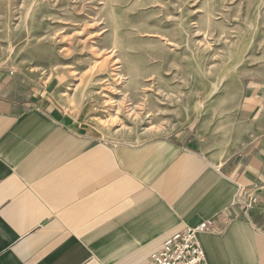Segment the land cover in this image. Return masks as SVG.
<instances>
[{"label": "crops", "instance_id": "1", "mask_svg": "<svg viewBox=\"0 0 264 264\" xmlns=\"http://www.w3.org/2000/svg\"><path fill=\"white\" fill-rule=\"evenodd\" d=\"M59 90L55 77L0 70V264H146L204 221L196 236L207 264H264V116L254 96L235 111L248 139L219 159L189 131L108 141L91 107L64 106Z\"/></svg>", "mask_w": 264, "mask_h": 264}, {"label": "rangeland", "instance_id": "2", "mask_svg": "<svg viewBox=\"0 0 264 264\" xmlns=\"http://www.w3.org/2000/svg\"><path fill=\"white\" fill-rule=\"evenodd\" d=\"M0 70L55 77L108 141L189 131L221 159L248 139L240 99L264 116V0H0Z\"/></svg>", "mask_w": 264, "mask_h": 264}, {"label": "built area", "instance_id": "3", "mask_svg": "<svg viewBox=\"0 0 264 264\" xmlns=\"http://www.w3.org/2000/svg\"><path fill=\"white\" fill-rule=\"evenodd\" d=\"M244 203L247 209L252 207L254 197L248 195ZM209 223L204 221L197 227H187L170 236L159 250L150 255L146 264H207L196 233L204 231Z\"/></svg>", "mask_w": 264, "mask_h": 264}, {"label": "bare ground", "instance_id": "4", "mask_svg": "<svg viewBox=\"0 0 264 264\" xmlns=\"http://www.w3.org/2000/svg\"><path fill=\"white\" fill-rule=\"evenodd\" d=\"M112 51V53H110V55L108 56H105L104 58H107V57H112L113 56V54H114V52H113V50H111ZM114 61V60H113ZM116 61V62H115ZM114 62L115 63H119V61H118V59L117 60H115ZM113 62V63H114ZM104 64V63H103ZM105 65V64H104ZM118 67H115V69H117ZM115 73V72H114ZM115 75H117V78L116 79H118V80H120V83H118V84H122L125 80H126V78H127V76L125 77V75H123V74H121L120 72H117Z\"/></svg>", "mask_w": 264, "mask_h": 264}]
</instances>
